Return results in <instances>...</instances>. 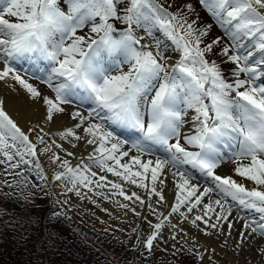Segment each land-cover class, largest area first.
<instances>
[{
    "label": "snow or ice",
    "instance_id": "snow-or-ice-1",
    "mask_svg": "<svg viewBox=\"0 0 264 264\" xmlns=\"http://www.w3.org/2000/svg\"><path fill=\"white\" fill-rule=\"evenodd\" d=\"M120 3L121 0H6V6L0 8V36L6 37L0 39L3 52L12 59L33 58L36 61L33 74L48 73L46 79L43 76L40 79L54 96L44 95L8 63L0 67V81H14L29 100L42 103L47 123L53 122L56 114L66 112L63 105L71 104L74 99L94 105L87 116L80 111L72 112L71 118L77 123L58 133L73 148L77 146L74 141L92 146L87 157L90 163L81 161L73 167L67 159L52 152L44 136L37 134L36 143H32L30 133L35 127L23 131L5 111L4 101L0 99V156L3 157L0 164L5 165L6 171L34 164L37 178L47 181L36 157L51 152V163L63 169L55 172L51 180L61 184L67 181L71 184L69 192L81 196V188L92 191L89 187L92 184L100 188L110 184L115 190L113 195L118 193L125 200L135 198L142 206L144 200L136 193L126 195L121 183L98 175L91 170L92 166L144 189L149 200L156 196L158 203L164 202V180L159 177L165 170L171 172L176 192L168 215L156 213L148 205L159 221L154 224L149 221L152 231L144 241L149 253L168 217L178 213L181 223L189 220L188 213L201 205L206 196L209 200L202 204L203 214L189 220L192 226L199 227L197 222H202L207 228L215 229L231 215L232 204L228 203L231 200L259 214V221L245 220L243 227L264 235V87L252 83L264 78V0H200L221 27L236 22L235 32L225 29L230 34L232 48L226 46L221 53L236 66L237 76L248 77L238 78L234 84L226 82L215 61L205 59V54L219 43L214 40L201 48V38L208 35L206 29L197 34L192 23L168 12L158 0H127L123 14L118 11ZM187 7L191 11V5ZM111 21H119L125 28L120 31ZM89 23L92 35H78ZM157 25L179 52L180 58L171 72L162 62L165 56L159 41L155 53L145 51L148 45L141 44L143 36L135 34L136 28H143L152 36V28ZM240 34L256 40L259 59H254L252 51L241 54L240 48L244 46L237 44ZM41 60L48 63L47 68L40 65ZM116 60L128 67L112 75L106 62ZM182 106L196 113L198 125L192 135L182 136L180 131ZM77 129L82 135L77 134ZM124 133L134 136L128 148L125 147L128 140L121 138ZM228 141H236L239 150L232 158L233 175L222 176L216 172L223 160L219 145ZM52 143L66 155H73L61 144ZM37 145L44 147L38 149ZM154 149H163L165 157L143 159L151 156ZM197 172L210 177L214 187L200 191L192 183ZM149 174L150 185L145 183ZM235 177L251 182L253 187H245ZM213 192L220 198L211 199ZM209 213L215 215L216 222L209 223L212 220ZM232 226L228 224L229 229ZM240 235L243 237L244 233Z\"/></svg>",
    "mask_w": 264,
    "mask_h": 264
},
{
    "label": "bare ground",
    "instance_id": "bare-ground-1",
    "mask_svg": "<svg viewBox=\"0 0 264 264\" xmlns=\"http://www.w3.org/2000/svg\"><path fill=\"white\" fill-rule=\"evenodd\" d=\"M0 39H5V37H0ZM18 60L19 59H12L6 56L3 52L2 47H0V67H2L4 63H9L12 67L24 70L26 73H30L31 71H33L30 69L29 65L25 68V66H23V63L19 62ZM231 66L232 69L236 71V66L233 64H231ZM22 78L27 80L28 83H31L44 95H48L50 97L54 96V94H51V90H48V87L46 89L43 86L30 82V80L25 78L24 76H22ZM263 84L264 78H262V85ZM0 99L4 101L5 111L23 131L28 132L29 129L35 127V131L30 133V140L32 141V143H36L37 134H39L41 136H44L47 144L51 146L52 152H55L62 159H67L73 167L79 165L81 161L90 163L89 161H87V157L92 151V146L86 145L83 141H74L77 146L73 148L67 140H61L58 133L68 128L74 127V125L77 123V121H74L71 118L72 112L80 111L83 115L87 116L88 112L92 110L94 105L90 108L89 104L86 103L83 104L80 109L76 108L74 105H63V107L66 109V112L56 114L54 116L53 122L47 123L44 120L46 110L42 103H37L29 100L25 91L18 84H15L14 81L8 80L7 83L0 81ZM75 105L79 106L78 104ZM186 112L187 107L182 106V113L184 114ZM197 124L198 120L192 121L190 123L187 122V124L185 120H182V123L180 125V131L182 135L187 136L194 134L197 128ZM187 125L192 127V131L187 130ZM41 129H43V132L40 131ZM76 131L78 135H82L80 129H77ZM44 133H48L49 135L45 136ZM52 141H55V143L57 144H61L63 148L67 150V152H71L73 153V155H66L64 151L57 149ZM232 142L233 141H228L227 144L222 143L221 145H219V150L224 160H227L228 155L233 157L234 154L239 150V147H234V144L232 145ZM229 145H231V147H229ZM42 147H44V145H37L38 149ZM51 154V152L45 153L44 155L38 154V156L36 157V159L39 160L41 167L44 169L47 175H49V177H52L56 170L54 169L56 165H53L49 159V156ZM143 159L146 160V157H143ZM91 170L96 171L98 175L106 176L107 179L112 182L121 183L126 195L131 196L134 192L137 196L144 200V205L142 206L139 200H136L135 198H133L132 200H125L118 193L113 195V192H115V190L111 189L110 184H105L103 188L97 187L95 184H92L89 186L91 187L92 191H89L87 188L88 193L83 192V189L81 188V196L75 197L73 196L74 191L69 192L67 190L71 187V184H69L67 181H65L63 184H61V182L59 181H51L55 202L61 205H64L65 203L66 205H71L79 209V211L84 215L83 218L87 219L92 227L96 226L100 229L113 227V229L115 228L117 231L118 229L127 230V228L130 227L135 228L136 224H138L136 221L138 213L139 224L137 225V228L138 230H142V220L144 222H147L148 224L149 221L152 224L154 223V221L155 223L159 222L156 218V214L152 213L149 210V204H151V207L156 210V213H163L164 216H167L171 210L170 206L175 203L176 188L173 182L174 178L172 177L171 172L167 170H165V173L161 177H159V179L164 180V188L162 193L164 196L163 203H158L159 198L156 196H153L151 200H149L148 194L144 189L137 188L135 187V185L122 182L117 177H113L108 173H102L95 166H92ZM58 171L59 170H57V172ZM60 171H63V169L60 168ZM218 175L225 176L229 174H227L223 169H220ZM235 178L239 181L237 177ZM145 183L150 185V174L149 179L146 180ZM192 183L197 185L200 191H202L204 187H214V184L212 182L203 181L198 176H195V178L192 180ZM243 183H245V187L249 189L253 187L251 182L243 181ZM157 188H159V184H157ZM210 195L211 199L213 200L220 198L215 192L211 193ZM208 200V196L204 197L202 204L207 203ZM228 203L232 204V212L231 215H229L227 221L221 220L218 223L216 230H218L220 226L225 225V228L220 233L211 231L210 228H207L202 222H197L199 224V229L201 228L204 230L200 237L195 233L194 230L193 233L190 229L194 226L189 223V220L195 215L203 214L202 204L198 205L196 209H193V211L188 214L189 220H184L182 223L181 217L177 213L176 215L173 214L172 216H169L168 220L165 221L164 227L161 230L164 231L168 228V236L172 237L175 233L172 232V230L175 231V229L172 228L171 225H176L177 228L180 229L176 230L179 233L183 229H185L184 235L186 234V237L184 238L191 240L194 245H197L198 250L204 255L209 254L215 260H219L220 264H264V253L261 252V249H264V235L259 234V232L253 233L251 231V228L245 229L243 227L245 220L259 221V214L251 210L243 209L238 204L233 203L231 200H229ZM121 205H127V207H121ZM209 215L212 216V220H210L209 223L216 222L215 215L213 213H209ZM241 217H244V219H241ZM205 219H208V217H205ZM229 223H231L233 226L231 229L227 228V234L223 235L222 232H225L226 226L228 227ZM205 232H207L208 234L205 235ZM241 232L244 233L243 238L245 240L242 238H235L237 235L241 237Z\"/></svg>",
    "mask_w": 264,
    "mask_h": 264
},
{
    "label": "rangeland",
    "instance_id": "rangeland-1",
    "mask_svg": "<svg viewBox=\"0 0 264 264\" xmlns=\"http://www.w3.org/2000/svg\"><path fill=\"white\" fill-rule=\"evenodd\" d=\"M188 5H191L190 0H186V4L183 5L178 12L173 11V13L186 19L188 23H192L197 34L200 30L206 29L208 35L201 38L202 41L205 42V45L212 43L214 40H219V43L213 46L212 51L205 54V59L209 62H212L213 59V61L216 62L221 69L226 82L234 84L238 78L248 79L244 74L237 76L236 71L232 69L231 63L228 61L227 57L221 54L224 47L227 46L230 49L232 48L230 34H226L225 29H230L231 32H235L234 25L236 22L233 21L232 24H225L224 27H221L217 21L213 23L210 21L211 15L203 6L195 3V5H191V11H189L187 7ZM3 6H6V0H2L0 8ZM60 6L63 10L64 5L61 4ZM89 27H91L90 23ZM153 28L156 30V32L153 33L155 35L149 36L144 32L143 28H138V30L140 29L139 33L136 28L135 34H139L140 36L141 33H143V37H147L148 41L146 43L148 47L144 50L155 53L157 51L155 42L159 39L157 38L159 33H163V31H159L156 26ZM82 31L83 30L78 31V35H83ZM164 37L166 38V36ZM250 41L251 40L247 37L240 34L237 44L238 46H244L240 48V52L242 55H247L248 51H252L254 53V59H259L260 53L256 52L255 43H249ZM247 43H249L250 47L254 46L248 50ZM201 48H203V46H201ZM173 51L174 60L171 62V66H168L169 72H171V68L175 66L180 58L179 52L177 50H172V52ZM230 54L232 53L230 52ZM162 62L165 63L164 61ZM127 67L128 66L122 67L121 69L116 68L115 70L112 68L109 69V71L112 75H118L121 71H126ZM252 83L257 87H264V84H260L262 83V78L254 80ZM195 119L196 113L191 117H187V121ZM181 142L183 143V140H181ZM232 158L233 157L230 156L227 158L228 161L221 163L220 167L216 170L217 174L220 169H223L229 175L233 174V168L235 165L232 163ZM0 159H3V157L0 156ZM54 169H56L55 172H57V170L60 171V168L57 165ZM36 171L34 164L27 166L21 165L18 169L8 171L5 170L4 164H0L1 196L7 197L8 200H10L9 202H12L13 206H17L19 209L26 205L30 206V204H35V206H38V210L45 212L46 215L52 214L53 217L51 218L56 219L55 222L66 225L69 231L70 236L65 238V243H61V241L56 238L50 239L47 236L46 230L43 229L42 235L35 241V243H37L36 249L38 254L37 257H35L33 264H51L50 262H53L52 259L56 257H59L60 259L55 264H203L204 262V264H220L219 260H215L211 255H204L201 253L198 250L197 245H194L191 240L184 238L186 237V234L184 235L185 229L179 233L176 231L179 229L177 227L174 228L175 231L172 230V232H175L172 237L168 236V228L164 231L161 230L157 240L153 242L151 253H149L144 248V241L147 239V236L151 233L152 229L147 222L142 220V230H138V215L136 219L138 224H136L135 228L130 227L127 228V230L118 229L117 231L115 228L113 229V227L101 228L102 230L96 226L92 227L89 221L83 218L84 215L79 209L71 205H66L65 203L64 205L56 203L54 200L53 188L51 186V177H49L44 171L48 180L41 181L37 178ZM15 173H21V175H16ZM237 178L240 182H243L241 178ZM209 179L212 181L210 177ZM8 185L12 186L9 187ZM82 189L83 192L88 193L87 188ZM73 196L79 197L76 195L75 191ZM181 211L186 212L187 209L181 208ZM45 213L42 216V224ZM146 225L150 229H148ZM224 228L225 225L220 226L218 230H216V228H210V230L220 233ZM227 228L228 227L226 226L225 232H222L223 235L227 234ZM190 229L192 232L194 230L199 237L203 232L199 227H192ZM13 232L14 230L12 229V233ZM173 237L175 238L173 239ZM235 238L244 239L239 235ZM93 242L97 245L96 248L92 246ZM200 254L203 255L202 259L199 258Z\"/></svg>",
    "mask_w": 264,
    "mask_h": 264
},
{
    "label": "trees",
    "instance_id": "trees-1",
    "mask_svg": "<svg viewBox=\"0 0 264 264\" xmlns=\"http://www.w3.org/2000/svg\"><path fill=\"white\" fill-rule=\"evenodd\" d=\"M158 2L169 9L173 8L176 12L186 4V0H158ZM190 4L195 5L192 0ZM0 198H2L0 199V264H33L38 254L35 241L41 236L43 229L50 239L56 238L61 243H65V238L70 236L67 226L55 222L51 215L45 217V225L42 224L41 220L45 212L38 210L35 204L19 209L17 206L14 207L7 197L0 195ZM92 246L97 247L95 242ZM59 259V257L53 258L52 263L55 264Z\"/></svg>",
    "mask_w": 264,
    "mask_h": 264
}]
</instances>
